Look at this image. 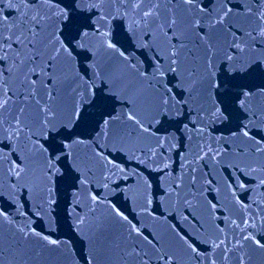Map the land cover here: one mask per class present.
<instances>
[{"label": "snow or ice", "instance_id": "obj_1", "mask_svg": "<svg viewBox=\"0 0 264 264\" xmlns=\"http://www.w3.org/2000/svg\"><path fill=\"white\" fill-rule=\"evenodd\" d=\"M61 4L62 0H0V197L7 194L9 206L21 217L28 215L21 203L25 196L39 200L38 209L55 202L50 185L57 174L63 175L62 160L71 162L81 185L96 176L93 168L99 171L96 182L104 189L121 177L126 179L124 167L105 154L110 144L119 145L118 150L129 152L140 164H155L158 171L171 175L164 156L168 140L155 135L153 122L159 124L181 108L193 107L200 93H215L253 68L264 70V0H73L72 12ZM85 10L91 24L73 32V13ZM232 17H244L251 23L238 27L230 22ZM117 20L128 33L130 46L144 56L143 68L133 63L128 48L112 40L109 29ZM218 29L230 37L222 49L213 39ZM254 44L261 54L244 62V54ZM81 53L89 61L83 68L77 63ZM102 54L113 63H101ZM117 65L122 69L120 76L114 74ZM218 67L224 72L223 80L218 79ZM124 74L134 77L151 97L146 113L137 109L139 95L125 83ZM253 95L244 87L235 98L248 122L239 127L245 146L234 149L227 183L222 186L210 172L223 166L230 145L202 144L190 158L182 157L181 174L168 183L161 197L166 211L179 219L171 226L170 238L149 230L135 217L129 219L113 205L123 229L114 240H106L115 250L114 264H231L232 254L249 241L264 252V235L256 234L264 233V135H260L264 110L249 106ZM65 97L70 103L61 107ZM209 98L211 107L198 113L213 120L227 119V107H220L223 101L214 95ZM111 102L131 107L126 114H114V109L105 110ZM117 121L130 128L126 141L112 134ZM81 122L96 132L90 167L81 165L74 155L75 146H89L79 134L73 135ZM253 128L257 131L250 134ZM198 132L202 134L204 128ZM203 161L208 162L204 166H210V172L201 171ZM222 188L227 196L220 195ZM238 190L248 199L238 196ZM91 202L89 211L99 202L98 194ZM152 203L148 199L141 205L140 215L155 222L161 217ZM35 215L40 217L41 212ZM76 221V230L88 243L87 264H94L95 234L85 230L88 214L77 216ZM0 222L13 229L12 242L21 252L17 264H28L22 259L23 248L33 237L60 246L61 242L42 235L31 223H17L4 208H0ZM3 246L0 238V251ZM246 255L238 256L237 264H247Z\"/></svg>", "mask_w": 264, "mask_h": 264}, {"label": "water", "instance_id": "obj_2", "mask_svg": "<svg viewBox=\"0 0 264 264\" xmlns=\"http://www.w3.org/2000/svg\"><path fill=\"white\" fill-rule=\"evenodd\" d=\"M231 2L238 3L240 0H231ZM61 6L72 12L73 0H62ZM86 8L87 6H85ZM5 11L9 10L6 8ZM85 16L90 17L87 10L82 13H73L74 19L70 25L73 32L84 24H91L92 18L85 20ZM230 22L244 28L249 27L251 23L244 17H232ZM88 30L91 31L90 28ZM109 30L112 40L118 42V46L122 45L128 48L127 54L133 63H137L143 68L145 66L142 63L144 56L141 55L140 50L130 46L128 33L123 25L117 20L113 22ZM68 35L69 32L65 29V36ZM228 38L230 37L223 29H218L213 34L214 41L221 49L225 46ZM260 43V41H257V44ZM260 54V49L254 44L244 54L243 61L255 60ZM77 63L79 68H83L89 61H86L84 54L81 53L77 57ZM101 63H113V61L109 56L102 54ZM114 74L116 76L122 74L120 66H115ZM217 74L218 79H225L224 72L219 67L217 68ZM124 75L125 83H128L131 90L139 95L137 109L142 113H146L152 104L151 97L141 90L134 77ZM174 84L175 81H173ZM244 87L254 94L249 101V106L256 111L264 110V95L259 94L264 91V70L253 68L252 71L242 77L230 80L225 86L215 90V93H212L211 90L200 93L193 101V107L185 106L178 112L165 117L159 124L153 122L152 131L155 132V135L162 140L164 138L168 140L165 145L164 156L168 158L171 165V168L166 170L170 171L171 175H165L158 171L155 164H140L135 157H130L129 152L118 150L119 145L114 148L110 144L104 149L105 154L109 155L110 158H114L116 162L124 167L128 176L126 179L121 177L115 180L108 189H104L102 184H97L99 171L96 168H93L96 176L89 183L81 185L79 180L75 178L78 174L71 168V162L65 159L61 161L63 175L57 174L50 185L54 190L53 199L55 201L50 207L46 205L43 209H38L36 205L39 204V200L31 201L25 196L21 203L24 204V210L28 212V215L21 217L15 208L9 206L7 194L0 197V208H4L11 217L16 219L17 223H31L42 235L61 242L59 247L49 246L44 241L33 237L28 245L23 248L22 259L27 260L28 264H87V260L90 258L88 256V243L76 230L75 225L77 216L83 217L88 214L85 230L89 234H95L93 251L96 260L94 264H114L116 260L115 250L107 246L106 240H114L120 236L123 229L117 223L118 218L114 215L113 205L129 216V219L135 217L136 221L145 224L149 230L157 231L170 238L171 226L178 224L179 219L170 211H166L161 203V197L164 195V189H166L168 183L181 174L182 157L187 156L190 158V154L198 150L202 144H211L213 147L221 148L225 144L230 145L227 150L228 154L224 156L223 166H217L215 172H210V166H204L208 163L207 161L201 162L202 172H210V175L215 176L222 186L227 183L226 177L232 172L229 162L232 160L234 149L245 146L244 138L239 135V127L248 122V117L235 103L237 94ZM225 89H227L226 96L223 95ZM103 94V91H101L100 95ZM210 95H214L218 101H223L220 107L222 109L225 106L227 107V111L224 112L227 119L213 120L205 117L203 112L198 113L201 108L208 109L211 107ZM69 103L70 100L65 97L60 101V106L64 107ZM129 107L131 105L124 102H111L105 110L112 111L114 109V114L121 111L126 114ZM202 117L203 119H201ZM201 127L204 128L202 134L198 132ZM129 131V126L121 121H117L112 126L113 136L123 138L125 141ZM256 131L257 129L253 128L250 130V134H255ZM233 133H237V135L234 137ZM76 134L85 139L89 146L83 144L75 146L74 155L81 165L90 167L94 163L90 159L92 156L91 141L95 139L96 132L93 131L90 125L81 122L73 130V135ZM260 135H264V131H261ZM94 194H98L99 202L95 204L93 210L89 211V209H92L91 197ZM212 195H215V193H212ZM220 195L227 196L228 194L222 188ZM237 195L243 199H248V196L242 190H238ZM148 199L153 201L151 208L155 209V214L161 217L160 220L153 222L151 217L140 215L141 205H144ZM228 199L230 200L231 197L229 196ZM38 210L41 212L40 217L35 215ZM12 231L13 229L9 224L0 222V238L4 240L3 249L0 251L2 264H17V261L21 260L19 246L12 242ZM256 234L264 235L260 232ZM245 253H247L245 256L247 264H264V252L256 249L251 241L243 249L232 254L230 257L231 264H237L236 258Z\"/></svg>", "mask_w": 264, "mask_h": 264}]
</instances>
